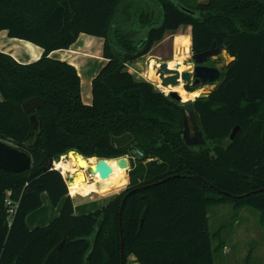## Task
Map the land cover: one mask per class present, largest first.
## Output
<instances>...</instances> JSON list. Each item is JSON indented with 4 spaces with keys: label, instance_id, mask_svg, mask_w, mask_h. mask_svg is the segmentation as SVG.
Segmentation results:
<instances>
[{
    "label": "trees",
    "instance_id": "trees-1",
    "mask_svg": "<svg viewBox=\"0 0 264 264\" xmlns=\"http://www.w3.org/2000/svg\"><path fill=\"white\" fill-rule=\"evenodd\" d=\"M182 25L191 26L193 53L216 42L235 57L219 67V85L191 104L205 138L195 147L182 137L186 106L128 67ZM2 30L44 53L21 64L0 52V136L33 161L21 173L0 168V264H121L124 195L178 174L129 193L123 264L131 254L139 264H215L219 244L210 231L209 206H250L264 215V191L245 195L264 188V0H208L195 7L182 0H0ZM82 33L104 39L108 60L92 80L90 104L82 100L76 67L49 56L69 49ZM33 97L45 104L27 113L22 105ZM71 151L99 159L135 157L129 186L102 208L76 215L68 183L53 168ZM43 193L54 207L63 200L60 212L48 225L30 229L27 217L42 207ZM7 199L15 205L11 223Z\"/></svg>",
    "mask_w": 264,
    "mask_h": 264
},
{
    "label": "rangeland",
    "instance_id": "rangeland-1",
    "mask_svg": "<svg viewBox=\"0 0 264 264\" xmlns=\"http://www.w3.org/2000/svg\"><path fill=\"white\" fill-rule=\"evenodd\" d=\"M182 1L188 7H195L197 4L200 3L199 0H182ZM204 1L206 0H202L203 3ZM186 31L187 29L182 28L179 30L178 34L179 33L185 34L187 33ZM173 40H174V36L169 34L167 36L166 41L163 44L154 47V49L150 52V54L144 56V58L147 59L150 56H158L160 58V61L172 60L175 53L178 51L174 49ZM179 49L181 51L180 50L178 51L179 52L178 58L181 59L182 62L183 60H188L189 62H192L191 56L193 52H192L190 40L185 39V42L181 45ZM83 62L85 63L84 64L85 69L82 72V77L80 76L81 95H82V99L83 98L89 99V97H91L92 77L93 75H97V73L100 72V70L102 69L103 62L101 60L94 61L91 58H84ZM228 62L229 61L226 58H223V62L221 64H218L217 67H220L222 64ZM189 66L183 65L182 68L184 70L181 72L192 71L193 65L190 64ZM93 68L94 70H92ZM129 70L135 75V77L138 80H145L151 82L154 84L155 88L163 92L162 91L163 85L160 86L162 89L157 86V83L155 82L157 80V76L156 74H152L153 72H151L149 76L146 75V77L152 78L154 81L147 79L144 75L138 74L131 68H129ZM220 82H221V78L218 81H216L214 85L211 86L206 85L202 87L200 86V88L198 87V89L195 92H198V94H202V93L209 94L211 88H214V86L218 85ZM179 86L183 88L182 83ZM164 94L167 93L164 92ZM196 98L197 96L189 101L182 100V102L180 103L184 104L187 109L186 111H188L191 107L192 102H194ZM13 145L17 146V143L14 142ZM69 154L70 153L64 154L57 161H55L57 163L63 160V162L67 167L72 168L71 169L72 174L70 172H62L63 170L60 169L64 178L67 179V182L70 185L69 189H71V186L74 185L75 179H78V182H81L82 180L86 182L89 181L94 182L96 180H100V182H106L105 180H108V176L105 178H101L99 176L91 177L89 174V170L85 168L83 163L80 164L79 162L82 159L90 161V159L92 158H94L97 161L99 159L98 157L83 156L84 157L83 158L81 154H80L81 156L78 154L81 160L72 162L68 158ZM127 157L130 161V168L128 170H125L124 172L125 181L123 185L120 184L111 185L109 183L107 184V186L111 188L109 191L105 193L93 192L88 196L80 197L79 195L73 193L76 195L73 202L76 204L79 203L87 204L88 208L86 209V211L88 213V211H96L109 203V201L105 203V198L101 199L100 197L101 200H99L97 196H101L103 194H109L111 199H113L115 196L125 191V189L129 186L130 183V172L132 168H135L137 166L135 157H133V159H131L130 156L128 155ZM113 159L115 158L108 160H113ZM75 169H77V171H75ZM103 185L107 187L106 184ZM45 199H46V203L43 206L44 212L49 213L51 212V209H53V207L47 196L45 197ZM77 211H79V208ZM208 217H209L210 231L212 233L217 232V241L214 243V245L219 244L218 252L215 253L214 256L215 264H264V215L259 209L250 206H245L238 210L235 209L231 203L215 204L209 206ZM133 260H135L136 264H139L136 257L132 254L127 257L126 264H135Z\"/></svg>",
    "mask_w": 264,
    "mask_h": 264
},
{
    "label": "water",
    "instance_id": "water-1",
    "mask_svg": "<svg viewBox=\"0 0 264 264\" xmlns=\"http://www.w3.org/2000/svg\"><path fill=\"white\" fill-rule=\"evenodd\" d=\"M227 43L228 42H226V44ZM220 58H226L229 62L235 60V57L231 56L225 47L218 46L216 42H213L208 49L202 52L193 53L191 56L192 62H189L188 60H183L182 62L183 65L185 66H189L190 64L193 65L192 71L180 72L178 67L169 68L166 65H164V63L167 62H163V65L161 66V70H159L158 72L162 85L179 86L182 83L183 88L186 91L195 92L196 86L198 85H207V84L215 83L221 78V70L219 67L209 66L207 63L209 61H214ZM128 67L133 69L138 74H142L146 68V59L143 57L134 62H131L128 64ZM192 79H194V81H192ZM168 95L171 97V99L177 102H182V97L178 92L171 91L169 92ZM207 96L208 93H202L199 94V96L197 97L204 98ZM44 104H45V100L43 98L33 97L25 101L22 106L25 112L33 113L36 109H39L42 106H44ZM30 122H31V131L34 132L38 128V120L35 114H32L30 116ZM239 129L240 126L234 127V129L230 134L231 140L235 138ZM182 137L188 146H193V147L201 146L205 143V138L198 124L197 116L195 112L192 110H188V111L184 110ZM69 153L73 155L79 154L77 151H71ZM132 154L136 156L138 159H141L143 157V153L139 149L133 150ZM113 160H115L117 168L125 169V170H128L130 168V161L127 156H122ZM108 161H109L108 159H104V158L98 159V161L94 164V166L88 169L90 176L94 177L97 174H99L103 177L112 174L113 168ZM32 164H33L32 158L26 152L19 150L16 146H13L3 140H0V168L2 170L11 173H21L23 171L30 169L32 167ZM177 176H179V174L169 176L151 185H158L164 183L165 181L170 180ZM151 185L138 187L136 189H133L129 193L137 190H142ZM211 186L219 192L228 194L222 191L221 189L215 187L214 185ZM258 191H264V188H261L256 191H252L245 195L253 194ZM129 193L124 195L118 215L119 227L121 232V255H120L121 264L124 263V251H123L124 238L122 236V213H123L124 204L126 202Z\"/></svg>",
    "mask_w": 264,
    "mask_h": 264
},
{
    "label": "crops",
    "instance_id": "crops-1",
    "mask_svg": "<svg viewBox=\"0 0 264 264\" xmlns=\"http://www.w3.org/2000/svg\"><path fill=\"white\" fill-rule=\"evenodd\" d=\"M199 1H200L199 4L203 3L202 0H199ZM206 1H208V0H206ZM206 1H204V3ZM182 28L187 29V31H186L187 33H185V34L179 33L178 34L179 30ZM169 34L174 36V40H173L174 41V43H173L174 49H176L178 51L180 50L179 48L181 47V45L185 42V39L190 40V44H191V26L182 25L175 31H167L166 34L164 35V38L161 41L155 43L152 50L154 49V47H157V45L163 44L166 41L167 36ZM103 45H104V39L103 38L82 33L79 35V37L75 41V43H73L70 46L69 49L53 51L50 53L49 56L54 58V59H58V60H62V61H66V62L71 63L72 65H74L76 67L79 75L82 77V72L85 69V65H84L85 63L83 62L84 58H91L94 61L95 60H101L103 62L102 68L107 63L108 60L103 57ZM178 51L175 53L172 60L160 61V58L158 56H150L147 58L148 71H147L146 75L149 76V74L151 72H153L152 74H156L157 80L155 82L157 83V86L159 88H161L160 85H162V84H161V80L159 77V73L157 74V72H159V70H161V66L163 65V62H167V63H164V65H166L168 67L169 63L177 61V60H181L178 58V54H179ZM0 52L6 53V54L12 56L18 63L29 64V63H32V62L39 60L42 57L44 50L40 46L35 45L29 41L11 38V37H9L8 32L6 30H2V31H0ZM92 70H94V68ZM95 76L96 75H93L92 80ZM146 78L153 80L152 78H149V77H146ZM162 91H164V90L162 89ZM3 99H4V97L0 91V101H2ZM82 100L85 104H90L92 102V92H91V97H89V99L83 98ZM0 140H3L9 144L12 143L11 145H13V143L15 142L14 140L7 138V137H3V136H0ZM58 170H60V169L58 168ZM113 176L115 177L114 172H113ZM95 177H97V176H95ZM110 177L112 179V176H110ZM66 181H67V179H66ZM124 181H125V179H124ZM89 182H91V183H89ZM89 182H86L83 180L81 181L82 184H91L90 194L93 192L105 193L111 189L107 186V184H109L107 182H100V180H96L94 182L89 181ZM123 183L120 185H123ZM103 184H106L107 187H105ZM116 184H118V183H113L111 185H116ZM69 187H70V185L68 184V188ZM71 192H70V194H71ZM75 194H77V193H75ZM75 194L72 193L73 196H71V197L73 200L76 197ZM90 194H88V195H90ZM77 195H79L80 197L84 196V195H80V194H77ZM88 195H86V196H88ZM46 196L48 197L47 193L42 194V202H43L42 207L40 209L32 212L31 214H29L27 217V225L30 229H34L36 227L48 225L55 217L58 216V214L60 212L63 200L56 207H54L52 205L49 197H48V199H49L53 209H51V212H49V213L44 212L43 206L46 203V199H45ZM97 197L99 198V200L105 198V203H107L108 201L110 202L112 200L111 197L109 196V194H103V195L97 196ZM100 197H101V199H100ZM95 203H98V202H95ZM78 208H79V211H77ZM87 208H88V206L85 203H79V204L74 203V209H75L76 215H84V214L94 212V211H88V213H87V211H86ZM133 262L136 264L135 260H133Z\"/></svg>",
    "mask_w": 264,
    "mask_h": 264
},
{
    "label": "bare ground",
    "instance_id": "bare-ground-1",
    "mask_svg": "<svg viewBox=\"0 0 264 264\" xmlns=\"http://www.w3.org/2000/svg\"><path fill=\"white\" fill-rule=\"evenodd\" d=\"M181 62H182L181 60H177V61L171 62V63L168 64V67L169 68H177L178 67L180 72H181V71L184 70L182 68L183 64ZM147 63H148V61L146 59L145 71L142 74H140V75L146 76L147 71H148ZM161 84H162V82H161ZM162 88L164 89L163 92H165V93H169V92L175 90L176 92H178L180 94V96L182 97L183 101H189V100L194 99L196 96L199 95L198 92H188V91L184 90L183 88H181V86H171V85H169V86H162ZM68 158L72 162L81 160L79 155H73L71 153L68 155ZM97 161L94 158H92V159H90V161L82 159L79 162H80V164L83 163L85 168L88 170V169L92 168V166H94V164ZM108 162L113 168V172L115 173V177L113 176V173H112V174L108 175V180H105V181L107 183H110V184H113V183L122 184L124 182L125 169L117 168L115 160H109ZM56 164H57L56 167L58 166V168L62 169L63 172H70L72 174V172H71L72 168L67 167L65 165V163L63 162V160L57 162ZM75 171H77V169H75ZM96 176H99L101 178L107 177V176H103L102 177L99 174H97ZM110 176H112V179H111ZM90 190H91V184H82L81 182H78V179H75L74 185L71 186L70 192L72 191L71 195H72V193H77V194L86 196V195L90 194Z\"/></svg>",
    "mask_w": 264,
    "mask_h": 264
},
{
    "label": "built area",
    "instance_id": "built-area-1",
    "mask_svg": "<svg viewBox=\"0 0 264 264\" xmlns=\"http://www.w3.org/2000/svg\"><path fill=\"white\" fill-rule=\"evenodd\" d=\"M164 93V92H163ZM165 95H168V93L167 94H165ZM53 168L54 169H57L58 170V168L56 167V164H55V161L53 162ZM60 171V170H59ZM8 194V196L10 195V192H8L7 193ZM69 195L70 196H73V195H71L70 194V189H69ZM6 203H7V205L9 206V208H8V215H9V217H8V221H9V223H11V219H12V216H13V214H14V212H15V205L12 203V201L10 200V199H7L6 200Z\"/></svg>",
    "mask_w": 264,
    "mask_h": 264
},
{
    "label": "flooded vegetation",
    "instance_id": "flooded-vegetation-1",
    "mask_svg": "<svg viewBox=\"0 0 264 264\" xmlns=\"http://www.w3.org/2000/svg\"><path fill=\"white\" fill-rule=\"evenodd\" d=\"M209 65V64H208ZM209 66H213V65H209ZM216 66V65H215ZM192 81H194V79H192ZM207 85H214V83H212V84H207ZM219 85V84H218ZM218 85H215L214 86V88H211V90L209 91V92H211L213 89H215ZM200 86L202 87V86H206V85H198V86H196V90L198 89V87L200 88Z\"/></svg>",
    "mask_w": 264,
    "mask_h": 264
}]
</instances>
